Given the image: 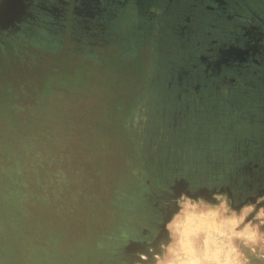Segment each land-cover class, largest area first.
<instances>
[{
  "label": "rangeland",
  "instance_id": "rangeland-1",
  "mask_svg": "<svg viewBox=\"0 0 264 264\" xmlns=\"http://www.w3.org/2000/svg\"><path fill=\"white\" fill-rule=\"evenodd\" d=\"M167 2L36 4L0 36V264H109L137 210L163 229L120 264H264V0Z\"/></svg>",
  "mask_w": 264,
  "mask_h": 264
},
{
  "label": "flooded vegetation",
  "instance_id": "flooded-vegetation-1",
  "mask_svg": "<svg viewBox=\"0 0 264 264\" xmlns=\"http://www.w3.org/2000/svg\"><path fill=\"white\" fill-rule=\"evenodd\" d=\"M88 1L93 4L94 8H96V7L98 8V6H99L98 2L100 0H88ZM169 1L170 0H168V2L166 3L164 9L168 8L167 6L169 4ZM15 2L17 4V6L13 7V11L10 12L11 14L8 16L7 20L5 22H0V36L7 35L8 32L10 33L11 31L18 29L19 27H16V26H17V22L20 18L32 17L33 16L32 7H34L36 4L39 7L46 6L45 7L46 11L49 14H51L52 16H53V14H55L56 8H59L63 5L64 10H65L66 4H68L67 0H16ZM226 4H227V2H226ZM228 5H231V3L230 4L228 3ZM228 5L226 7H228ZM210 11L213 13L215 12L216 14H219V18L223 19L224 21H226L227 20L226 18H228L230 16V15H228V17H227V14L224 12V11H226L225 9L223 11L221 10L220 13L218 10H210ZM233 11H235V10H233L232 5H231L230 6V14ZM171 12L172 11H170V13ZM222 12H224V13H222ZM170 13H168L167 10L163 11V14L161 15L162 19L160 20V25L164 24L162 21L163 19H167L166 22L173 19L172 15H170ZM227 13H229V12H227ZM237 15H239V14L236 13V16ZM52 18L55 19V16H53ZM170 18H172V19H170ZM213 18H214V16H213ZM237 18H238V16H237ZM233 27H236L238 30L242 29V30H244V32L247 29V28L245 29L243 26L237 27L235 25ZM231 50L232 51H229L228 53H230V54H234V53L235 54H241V57L243 58L242 62H245L246 65L250 64V65L257 67L256 70L255 69L251 70V69H248L249 67H247V69L245 70L246 75H248L249 72L254 73V70L257 71L258 73L263 72L262 62H259L256 58H252L253 56H255L253 53L249 52V55L242 56L243 53L245 52L244 50H237L234 48ZM258 51H259V49H258ZM259 53L264 55V51L263 52L259 51ZM250 54H251V56H250ZM193 93L197 94V91H195ZM206 103H208V102H206ZM145 201H146V198H145ZM164 218H165L164 214L159 210H155L151 213L137 210V214L134 218V220H135L134 224L135 225H133L131 227H126V233L125 234H122V232L119 233L123 236L116 235L119 237V241H118L119 245L116 246V249H115L116 254L112 255L109 264H120V262L122 261V259H123L122 254H121V250L123 248L122 242L124 244L125 242H130V241H133V242L134 241H140V240L146 241V240L150 239L151 237H153V234H156L157 232L162 231ZM137 220H139V223ZM137 224L140 227H137ZM123 228H124V226H123Z\"/></svg>",
  "mask_w": 264,
  "mask_h": 264
},
{
  "label": "trees",
  "instance_id": "trees-1",
  "mask_svg": "<svg viewBox=\"0 0 264 264\" xmlns=\"http://www.w3.org/2000/svg\"><path fill=\"white\" fill-rule=\"evenodd\" d=\"M99 128H100V125H97V127H96L95 129H92L91 132L93 133L94 131L96 132L97 130H101V128H100V129H99ZM127 130H128V132H129V131L131 130V128L127 127ZM99 132H100V131H99ZM102 134H103L104 138H103V136L100 134V138H101V139H100L99 147L101 146V148L103 149V152L106 153V152H108L109 149H110V142L107 140L108 138H106L105 133L103 132ZM130 136H131V135H130ZM101 141H102V142H101ZM99 147H98V148H99ZM81 148H82V147H80V149H81ZM135 150H136V151H135L136 154H137V153H141V155H143L141 151H137L138 148H136V146H135ZM82 152H83V153H87L88 151L83 150V151H81V154H83ZM141 155H138V154H137L135 157H138V158H139V156L141 157ZM81 156H82V155H81ZM95 158H96V157H95ZM138 158H135L136 162H138V163H141V162H142V163H143V158H141V159H139V160H138ZM86 161H87V160H86ZM83 162H84V160H83ZM87 163H88V162H86V164H87ZM105 163H106V162H105ZM109 165H111V164L109 163ZM141 165H142V164H141ZM69 166L71 167L72 164H69ZM122 173H123V172H122V170H121V171H119L117 174H113V176H111L110 179H111V180H114V179L118 178V180H119V179L121 180ZM106 175H107V177L109 176L107 173H106ZM133 179H134V177H132V180H133ZM134 180H136V179H134ZM119 182H122V181H119ZM112 183H113V182H112ZM114 183L116 184V182H114ZM144 183L146 184V186L148 185V182H147V181H145ZM106 196H107V195H106ZM104 197H105V195H104ZM105 198H106V197H105ZM107 198H108V196H107ZM111 198H112V197H111ZM105 201H107V200L105 199ZM111 203H112V205H113L114 202L111 201ZM105 204L107 205V204H109V202H105ZM109 205H110V204H109ZM112 205H111V206H112ZM116 206H117V207H115V210H117V208H118V205H116ZM119 207H120V206H119ZM122 208L124 209V207H122ZM106 211H109V210H106ZM112 211H113V210H112ZM119 211H120V212H119L118 214L120 215V214H121V207L119 208ZM114 212H115V211H114ZM105 213H106V212H105ZM136 214H137V213H136ZM103 215H104V213H103ZM119 215H115V213H114V214H113V219H115V216L118 217ZM135 216H136V215L133 216L132 223H134V221H135V220H134ZM103 217H104V216H103ZM104 219H105V218H104ZM121 219H122V218H119V217H118V220H117V222H116V226H117V228L120 227V225H119L120 223H119V222L121 221ZM137 221H138V223H139V220H137ZM121 222H123V221H121ZM124 222H125V221H124ZM124 222H123V224H124ZM134 225H135V224H134ZM122 227H123V226H122ZM137 227H140V226H138V224H137ZM120 229H121V228H119V230H120ZM115 254H116V251H115V249H113L112 254H111V257H112V255H115Z\"/></svg>",
  "mask_w": 264,
  "mask_h": 264
},
{
  "label": "water",
  "instance_id": "water-1",
  "mask_svg": "<svg viewBox=\"0 0 264 264\" xmlns=\"http://www.w3.org/2000/svg\"><path fill=\"white\" fill-rule=\"evenodd\" d=\"M16 0H6L3 6V10L0 15V22H5L8 16L11 14L10 12L13 11V7L17 6Z\"/></svg>",
  "mask_w": 264,
  "mask_h": 264
}]
</instances>
